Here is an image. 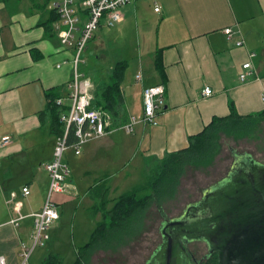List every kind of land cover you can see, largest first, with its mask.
I'll list each match as a JSON object with an SVG mask.
<instances>
[{"label":"crops","instance_id":"1","mask_svg":"<svg viewBox=\"0 0 264 264\" xmlns=\"http://www.w3.org/2000/svg\"><path fill=\"white\" fill-rule=\"evenodd\" d=\"M51 2L0 0V144L4 137L11 139L0 148V257L8 264H21L22 244L33 246L27 243L33 233L31 215L43 209L49 195L45 166L53 159L56 141L39 118L46 93L59 89L65 104L70 103L73 50L61 46L52 9L56 2ZM121 14L123 21L113 27L103 19L91 42L97 60L103 49L118 43L128 49L130 44L137 53L135 77L129 83L124 78L121 86L119 119L125 122L109 124L107 135L86 144L80 155L73 148L65 154L78 195L57 196L59 211L66 210L60 211L53 229L80 203L79 185L85 190L83 199L93 202L94 215L100 203L91 191L98 183L117 192L129 178L149 175L167 155L187 148L214 117L229 115L231 102L242 116L264 110V0H140L123 7ZM227 27L241 29L244 46L226 39ZM160 50L165 79L156 67ZM120 61L129 63L125 56ZM117 62L107 66L108 72L99 71L105 86ZM248 62L257 77L241 83ZM86 76L93 95L104 90L98 78ZM157 85L165 88L158 126L139 121L134 133L126 134L122 127L144 116V90ZM206 88L213 91L210 97L203 95ZM25 188L30 195H24ZM21 215L27 218L18 228L9 224ZM95 216L101 220V214ZM49 255L30 264H45Z\"/></svg>","mask_w":264,"mask_h":264},{"label":"trees","instance_id":"2","mask_svg":"<svg viewBox=\"0 0 264 264\" xmlns=\"http://www.w3.org/2000/svg\"><path fill=\"white\" fill-rule=\"evenodd\" d=\"M54 20H58L56 12H54ZM127 67V61L117 62L109 78V84L99 94L93 95L91 108L102 111L105 118L109 119L110 125L125 122V119H119V109L122 101L121 86ZM156 67L165 79L162 50L157 52ZM46 99L45 110L39 118L42 126L48 127L50 135L56 141L65 133L66 127L61 117L69 114L70 103L67 105L64 102L62 107L58 106V100L64 101L65 98L60 94L59 89L55 88L47 91ZM262 126H264V110L242 116L231 102L229 115L214 117L201 133L190 138L187 148L167 155L137 188L112 198V189L106 183H98L92 189L91 197L95 196L98 201L100 199L98 204L100 206L96 207L93 213L101 214V220L96 224L89 242L77 249V260L73 264H91V257L95 252L119 253L123 250L119 249L135 242L142 236L146 217L152 206L156 205L157 208L165 211L164 205L178 196L181 178L188 168L207 169L215 163L220 154L222 136L233 138L235 141L243 139L260 141L259 135L264 132ZM71 142L74 143L73 138ZM232 154L235 163L237 160H245L246 156L256 160L253 155L246 152L233 150ZM45 264L65 263L60 254L51 253L45 259ZM209 264H217V258Z\"/></svg>","mask_w":264,"mask_h":264},{"label":"built area","instance_id":"3","mask_svg":"<svg viewBox=\"0 0 264 264\" xmlns=\"http://www.w3.org/2000/svg\"><path fill=\"white\" fill-rule=\"evenodd\" d=\"M52 8L58 14L57 34L61 46L64 49L73 50V78L70 82L71 92L69 95V114L62 115L61 121L65 124L66 130L62 137L56 140L53 159L46 164L45 168L50 178V189L48 198L40 213L32 214L33 233L31 248L21 245V264H30V258L37 247H42L50 239L49 230L53 224L60 219L59 203L57 196L76 197L78 192L74 185L70 184L72 175L71 168L65 161V154L74 149L80 155L82 148L89 142L101 139L108 133L109 119L102 111L91 108L94 100L92 81L80 72L83 63V55L88 44L98 31L101 21L106 19L107 24L113 27L123 21L121 9L133 2L140 0H57ZM156 12L160 9L156 8ZM226 39L236 46H244V39L241 29L234 30L227 27L223 30ZM237 36V38H235ZM251 59L256 57L255 53L250 54ZM252 77H257V73L251 62L243 65V73L239 80L241 83L248 82ZM213 91L206 88L203 95L210 97ZM144 97V116L141 120L131 119L130 123L122 127L126 134H132L135 126L144 122L151 126H158L159 113L162 112L165 102V88L157 85L146 88ZM264 100V96H263ZM58 106H63V99H59ZM74 139V143L71 142ZM10 137H4L0 148L10 145ZM25 196L30 195V191L23 189ZM22 204L16 205L19 212ZM20 214V213H19ZM24 220L22 216L12 220L10 224L18 228L20 222ZM0 264H8L5 257H0Z\"/></svg>","mask_w":264,"mask_h":264},{"label":"rangeland","instance_id":"4","mask_svg":"<svg viewBox=\"0 0 264 264\" xmlns=\"http://www.w3.org/2000/svg\"><path fill=\"white\" fill-rule=\"evenodd\" d=\"M50 1H52L51 4L58 2L57 0ZM100 31L99 29L96 34H99ZM128 46L129 49L124 46L121 47L120 43L116 46H108L107 49H103L102 53H100L102 55L101 59L97 60L93 55L94 44L90 42L87 46V51L83 55V60H85V62L82 63L80 72H83L84 75H90L92 78H98V81L100 83L103 82L102 85L105 86L107 83L106 78H101L99 71L101 69H107L108 72L109 67L107 66L109 64L115 63L125 56L129 60L125 81L129 83L130 80L135 77L136 66L134 63L136 59L134 57L137 56V53L134 54L133 46L130 44H128ZM103 74L105 75L106 73L103 72ZM259 137L260 141L257 139L235 141L233 138L222 136L220 139V154L211 167L207 169L190 167L186 170L185 175L181 178L178 196L168 201L163 207L168 216L174 217L179 215L187 205L201 198L204 189L217 184L226 177L234 163L233 150L249 153L253 155L257 161L264 163V132L260 134ZM147 176L148 175L145 177L141 176V178L133 176L129 178L125 183L120 185L117 192H115V190L112 191V198H117L123 193L137 188V186L145 182ZM79 189L81 192L80 203L76 202L70 211L68 213L66 212V216H63V219L59 222L60 226H56L54 229L50 228L49 235L51 239H49L44 246L37 247L34 254H32L30 262L35 260L39 262L43 255H49L51 253L60 254L65 264H73L77 260V249L89 242L91 234L95 229V224L99 221V219L92 214L91 205L93 206V202L83 199L85 190H83L82 185H79ZM81 202L85 204H81ZM64 210H66L65 207L60 211ZM158 210L159 208H157L156 205L152 206L149 215L146 217V224H144L142 236L135 240V242L128 245L126 248L119 249H123L119 253L97 251L91 257V264H143L144 254L146 255L148 252L152 251L155 244H157L161 238L158 233V228L161 224ZM17 213L19 214L20 211ZM22 217L24 220L27 218V216ZM31 218L34 220L33 217ZM62 224L63 226L61 227ZM27 243L33 245L32 239H27ZM199 247L202 253H207V247L205 245L200 244Z\"/></svg>","mask_w":264,"mask_h":264},{"label":"water","instance_id":"5","mask_svg":"<svg viewBox=\"0 0 264 264\" xmlns=\"http://www.w3.org/2000/svg\"><path fill=\"white\" fill-rule=\"evenodd\" d=\"M242 161H251L249 170L234 173L233 167L230 177L206 196L205 218L191 226V238L181 234L206 240L210 253L218 255L217 264H264V164ZM174 245L162 250L174 251ZM174 255L181 261L176 250Z\"/></svg>","mask_w":264,"mask_h":264},{"label":"flooded vegetation","instance_id":"6","mask_svg":"<svg viewBox=\"0 0 264 264\" xmlns=\"http://www.w3.org/2000/svg\"><path fill=\"white\" fill-rule=\"evenodd\" d=\"M246 157L251 158L249 156ZM257 162L260 164H264L259 161ZM233 167H235V171L233 170L234 173L236 172L237 168L247 171L251 167V161L247 162L239 160L236 164L234 162L232 167L230 168V171H228V174L223 180L211 187H207L206 189H204L201 198L187 205L179 215L170 217L166 213V210H158L161 219L158 233L161 238L158 243L155 244L152 251L148 252L146 255L144 254L143 264H209L214 258H217L218 263V255L210 253L209 244L206 240L194 238L187 239L181 237V234L185 233L191 238V236L194 234L190 230L191 226H193L200 220L203 221L205 218L206 211L204 210V206L207 204L208 199H205L206 196L213 191L212 188L214 186L224 182L230 177ZM164 232L166 234V237L164 235ZM168 243L175 244L173 247L182 258L181 261L175 258V250L170 252V249H164L165 251L162 250L163 248L168 246ZM200 244H203L207 247L206 254L201 252L199 247Z\"/></svg>","mask_w":264,"mask_h":264}]
</instances>
